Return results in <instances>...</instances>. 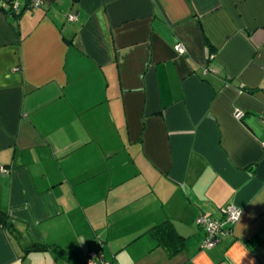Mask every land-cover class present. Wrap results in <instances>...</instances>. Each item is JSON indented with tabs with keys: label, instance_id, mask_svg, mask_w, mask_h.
I'll list each match as a JSON object with an SVG mask.
<instances>
[{
	"label": "crops",
	"instance_id": "0c3cea01",
	"mask_svg": "<svg viewBox=\"0 0 264 264\" xmlns=\"http://www.w3.org/2000/svg\"><path fill=\"white\" fill-rule=\"evenodd\" d=\"M263 141L264 0H0V264H264Z\"/></svg>",
	"mask_w": 264,
	"mask_h": 264
},
{
	"label": "built area",
	"instance_id": "2783aa9c",
	"mask_svg": "<svg viewBox=\"0 0 264 264\" xmlns=\"http://www.w3.org/2000/svg\"><path fill=\"white\" fill-rule=\"evenodd\" d=\"M44 3V0H31V6L33 8L40 7ZM10 3L5 2L4 7H10ZM15 11H19V5L17 2L12 3ZM71 20H76V15H69ZM176 48L179 53L183 54L186 52V48L182 43H178ZM235 115L238 118H243L245 113L239 108L235 109ZM264 146V141H263ZM2 171H6L1 167ZM243 213V209L237 205H228L224 209V216L222 218H216L210 213H202L198 216L196 222L206 232V238L203 243L204 247L213 248L217 246L222 239L232 233L233 226L240 219ZM84 264H115L114 262L107 260L101 252L90 251L86 257Z\"/></svg>",
	"mask_w": 264,
	"mask_h": 264
},
{
	"label": "trees",
	"instance_id": "16d2710c",
	"mask_svg": "<svg viewBox=\"0 0 264 264\" xmlns=\"http://www.w3.org/2000/svg\"><path fill=\"white\" fill-rule=\"evenodd\" d=\"M7 3H10L11 5H10V7H8V8H5V9H7V10H9V11H14V8H13V5H12V3H13V1H8ZM32 7V6H31ZM3 8V9H4ZM33 8V7H32ZM21 12L22 11H14V13L15 14H17V16H19L20 14H21ZM20 13V14H19ZM0 224H5V225H7L8 224V222H7V218L5 217V215L3 214V213H0ZM168 231V230H173V232H174V225H173V222L172 221H166V222H164V223H162V224H160V225H157V226H155V227H152L151 229H150V233L152 234V235H156L157 236V234H160V233H162V232H164V231ZM35 247H38V248H40V249H45V248H47L46 246H44V245H32V247L31 246H29L28 247V249H30V248H32V249H35Z\"/></svg>",
	"mask_w": 264,
	"mask_h": 264
},
{
	"label": "clouds",
	"instance_id": "9594fccd",
	"mask_svg": "<svg viewBox=\"0 0 264 264\" xmlns=\"http://www.w3.org/2000/svg\"><path fill=\"white\" fill-rule=\"evenodd\" d=\"M250 264H254V261H250Z\"/></svg>",
	"mask_w": 264,
	"mask_h": 264
},
{
	"label": "rangeland",
	"instance_id": "374dc122",
	"mask_svg": "<svg viewBox=\"0 0 264 264\" xmlns=\"http://www.w3.org/2000/svg\"><path fill=\"white\" fill-rule=\"evenodd\" d=\"M8 2V1H7ZM197 223V222H196ZM198 224V223H197ZM199 225V224H198Z\"/></svg>",
	"mask_w": 264,
	"mask_h": 264
}]
</instances>
